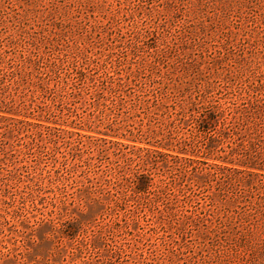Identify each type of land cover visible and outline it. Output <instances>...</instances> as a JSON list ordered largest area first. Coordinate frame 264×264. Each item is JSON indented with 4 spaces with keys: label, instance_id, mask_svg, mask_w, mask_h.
<instances>
[{
    "label": "rangeland",
    "instance_id": "374dc122",
    "mask_svg": "<svg viewBox=\"0 0 264 264\" xmlns=\"http://www.w3.org/2000/svg\"><path fill=\"white\" fill-rule=\"evenodd\" d=\"M0 264H264V0H0Z\"/></svg>",
    "mask_w": 264,
    "mask_h": 264
},
{
    "label": "trees",
    "instance_id": "16d2710c",
    "mask_svg": "<svg viewBox=\"0 0 264 264\" xmlns=\"http://www.w3.org/2000/svg\"><path fill=\"white\" fill-rule=\"evenodd\" d=\"M142 149H148V151H151V150H153V149H151V148H149V147H142ZM153 151H155V150H153ZM238 169V168H237ZM140 178V181H139V183H138V189H141L142 188V182H141V180H142V178L141 177H139ZM138 178V179H139Z\"/></svg>",
    "mask_w": 264,
    "mask_h": 264
}]
</instances>
